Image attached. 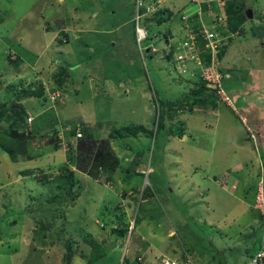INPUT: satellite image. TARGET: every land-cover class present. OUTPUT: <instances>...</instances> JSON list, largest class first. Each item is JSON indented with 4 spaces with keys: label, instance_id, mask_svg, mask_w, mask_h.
I'll list each match as a JSON object with an SVG mask.
<instances>
[{
    "label": "rangeland",
    "instance_id": "rangeland-1",
    "mask_svg": "<svg viewBox=\"0 0 264 264\" xmlns=\"http://www.w3.org/2000/svg\"><path fill=\"white\" fill-rule=\"evenodd\" d=\"M188 1L169 0L166 6L182 14L181 10L184 6L189 8ZM71 2H75L72 5L73 8L68 5ZM106 2L111 3L107 6ZM43 4L54 7L55 11L62 8L58 13H62L67 18L80 11L82 17H87L89 23L87 25L94 32H82L80 35L82 39L76 40L74 32L71 31L68 42H59L53 38L50 40L49 38L53 34L52 30L44 32L42 25L36 28L35 33L29 29L25 34L23 31L27 30L28 26H33L32 19L39 24L44 19L45 21L50 19L44 16L36 17ZM243 4L245 12L246 9H251L253 18L247 19L246 34L243 36L234 34L224 39L228 42V49L221 62L222 69L226 73L222 84L226 94L229 95L231 101L229 103H232L238 109L237 111L241 112L240 115L238 113L234 115L231 108L222 103L220 99H216L210 89L196 92L200 88V83L192 81L185 84L183 81L171 80V77L177 75L172 70L171 64L164 58V52L166 53L167 49L172 48L168 44L166 46L164 34L165 32L167 34V28L172 22L174 25L172 32L177 37H181L180 17L178 21L175 18H169L157 25L152 21L148 22L152 24L150 32L157 35L152 37V44L156 39L159 42V51L151 58L145 54L142 59L133 31L134 0H69L66 2L65 0H61V2L58 0H0V104L4 101L15 100L19 94L15 86L23 89L27 88L30 83L37 85L40 79L50 80L52 75L60 71L59 67L61 66L72 77L66 81L64 90L61 89L66 96L64 105H55L53 109L49 108L50 102L46 101V93L43 96L20 97L22 104L32 110H36L38 106L46 108L44 115L51 117L58 116L60 110L61 114L64 111L78 114L82 108L85 113V120L82 121L91 127L94 135H99L103 131V133L107 132V137L97 136L87 143L78 144V151L86 150L85 157L88 158L79 157L83 158L81 162L89 161L92 164L105 162L104 154H106L109 156L106 159H111L106 162L108 168H113L115 160L118 158L121 159L122 169L123 167L125 170L141 168L142 172L144 170L148 172L141 177V174L133 171L135 174L131 173L132 175L129 176L130 183L127 187H131L133 190L129 204L121 202L119 192L124 188L119 186L117 178L120 176L118 175L115 176V183L118 187H115L113 192H110V189L104 184L94 182L95 186L93 187L89 183L86 184V181L80 180L82 184H79L82 185V189H85V195L79 205H87L85 214L81 210H75L73 213L69 211L67 214L72 215L65 221L61 206L66 205L51 202V207L54 209L49 212H44L47 208L44 209L40 213L41 215L36 217V224L25 222L21 226L22 230L25 225L36 226L38 233L36 231L35 234L34 228L31 227L32 234L29 232L26 233L27 236H22L13 221H19L24 217L28 218L29 214L25 209H29L31 204L35 206L37 204L43 208L49 207L51 203H47L46 200L56 194L53 185L48 183L41 185L38 182L44 181L45 177H52L60 173L59 169L51 167L52 163L59 162V156L53 152L48 153L49 155L46 154L48 156L43 153L44 151L38 153L34 157L37 160L31 163L35 167L28 169L29 173L24 179L21 177L24 173L10 172L9 180L11 181L8 182L7 172L3 169L0 170V264H62V252L70 242H74L72 247H75V240L82 244H78V249L72 253L75 256L78 255L83 249V245L87 247L83 255L89 257L90 254L86 253H89L92 246L81 239V234L85 233L83 230L85 227L95 232L97 242L109 244L111 247L116 246V243L119 244L118 247L121 248V251H117L116 264H122L131 240L134 238L139 240L143 235L145 238L143 246L138 248L141 245L140 240L139 245L135 248H138L141 264H157L158 259H152L153 256L158 257L157 252L149 254L144 246L149 242L158 245L160 241L157 238L153 239L147 232V228L159 230L161 234H164L167 231L166 225L176 230L175 240L178 238L177 241H181V243L195 246L194 251L197 254L191 253L192 250L188 251V254L196 264H244L245 261H250L251 256L248 257L247 253L252 254L253 251L259 249L260 241L261 221L256 210L240 203V199L237 198L241 192L240 186L233 189L231 184L222 180L221 174L217 173L214 176L215 181L218 179L220 185H225L223 188L218 187L216 182L210 178L215 174L205 173L217 170V167L213 165L215 163L224 165L229 159H234V156L231 157L232 149L230 147H234L239 142L250 140L253 150L259 148L260 151L257 150V152L262 164L255 167L256 175L252 170L248 184L254 186L253 189L263 188L264 194V0H245ZM34 8L35 12L31 11ZM187 8L183 10L185 13H188ZM193 9L191 8V10ZM214 9L213 11L217 10L215 7ZM58 13L55 14V17L60 15ZM123 21L126 22L122 25ZM210 22L211 20H208L206 24ZM73 25H77L76 22L71 26ZM109 27L114 29L113 34L105 32L110 29ZM29 37H31L30 42L28 41L29 44L35 45L36 49L30 47L31 50L27 51L23 47V42ZM111 37L114 38V41H120L116 44L114 53L112 52L114 48L112 40H110ZM59 38L65 41L62 34ZM97 42L100 43L98 47L95 45ZM149 42L151 41L146 40L142 44L146 45ZM93 48H97L99 52L93 51ZM17 52L20 56L18 59L15 58ZM13 55L14 58L11 59L9 56ZM187 64L190 69H193L191 62H187ZM235 69H239V71L235 73ZM101 71L104 72L101 76L107 78L106 81L101 79L96 86V94H100L102 98V103H99L95 101L98 100V97L92 98L93 91L89 84L90 78L96 73L100 75ZM193 74L190 72L183 76L195 77L196 75ZM94 78L96 83L100 79L95 76ZM20 81H23L21 86ZM119 82H125L126 86L122 87ZM144 83L146 87L143 85ZM148 83H153L157 90L162 91V94L154 96ZM186 85L187 88L184 87ZM142 86L146 90L145 94L148 99L143 96ZM127 87L129 92L126 95L124 91ZM194 92L197 93L196 97L201 99V103L206 102L208 107L195 106L192 109L188 107L187 102L191 101V95ZM141 96L143 97L138 99ZM162 96L167 98L164 106L177 112L173 115L170 123L173 134L170 133L166 139L164 134L160 133L161 131L154 136L156 134L155 124L158 122L157 113L158 111L162 112L163 106L153 104L152 99L157 98L160 101ZM79 102H82L80 106L77 104ZM61 106L64 107L61 108ZM98 110L101 111L98 112ZM104 111L107 115L106 119L101 114ZM93 113L98 117H92ZM242 115L245 117L244 120H242ZM225 118L227 124H223ZM67 119L64 123L71 127L78 120L76 116ZM180 120L184 121V125L179 137L175 135V131H180L181 126L176 127L174 123L178 124ZM39 122L41 124L43 119L41 118ZM138 123L143 124L146 129H150L153 136L141 133L117 136V138L108 136L111 129L130 127L132 124ZM55 125L59 129L60 124L56 123ZM234 127H241L243 130H236ZM237 133L242 134L237 137ZM250 135L253 136L252 139H249ZM233 137L234 139L231 141ZM70 140L73 141V139ZM44 143L46 140L40 141L38 145H44ZM33 145L35 146V144ZM100 151H102L100 153L102 156L97 155ZM210 151L215 152L209 154ZM254 153L256 154V152ZM227 154L229 155L227 156ZM78 156L80 155L78 154ZM125 156H128L129 162L124 160ZM5 158L6 154L0 148V161L7 167L21 168L24 165L23 162L21 164L18 161L10 162ZM124 164L129 165L125 167ZM127 173L130 172H122V178ZM204 173L207 174L206 177L203 175ZM223 174H225L224 177L228 175V173ZM41 176L42 179L38 181ZM198 176L201 179L204 178L205 181ZM191 183L194 184L192 188H190ZM75 184L78 185L76 181ZM197 184L203 190L199 186L197 187ZM144 185L151 187L153 196L148 201L140 203L139 192ZM207 188L214 196L210 201H213L216 206L213 214L215 221H210L213 215L208 212L206 203L201 200V196L196 202L199 203L194 214L189 209L193 197L199 195V191H206ZM252 196H255L253 191L247 194L243 191L240 197L247 201L251 200ZM119 203L125 205V213L118 206ZM120 209L122 218L118 220ZM151 209L154 212L152 216L143 215L141 212V210L150 212ZM15 210L23 213H14ZM94 219H97L108 229L105 232H100L101 228L94 222ZM111 220L124 222L134 229L130 228L125 236L118 239L117 233L113 231L116 227L110 228ZM204 220L213 225H208ZM146 223L149 224L148 227ZM122 226L126 227L125 224ZM170 231L167 238L174 233V231ZM19 234V239L11 243L13 240L11 237H18ZM170 242L168 239L169 246L167 248L177 251L179 255L178 249ZM105 248L107 253L110 247L106 246ZM188 248L186 247L185 250ZM217 250L222 251L218 253ZM200 251L203 253H201L202 255H205L204 257ZM132 262L135 264L134 260Z\"/></svg>",
    "mask_w": 264,
    "mask_h": 264
},
{
    "label": "crops",
    "instance_id": "crops-1",
    "mask_svg": "<svg viewBox=\"0 0 264 264\" xmlns=\"http://www.w3.org/2000/svg\"><path fill=\"white\" fill-rule=\"evenodd\" d=\"M66 1H69V0H65V2ZM243 1L245 2V0H243ZM58 2H61V0H58ZM73 3H75V2H71V4H68V5H70L72 7V5H74ZM110 3L111 2H109V3L106 2V5L108 6ZM11 7H13V6H11ZM79 8H82V7L79 6ZM249 8H251V7H249ZM61 9L58 10V11L57 10L55 11L54 7L46 6V5L43 4L42 6H40V12L37 13L38 15L36 17H38V18L40 17L41 18L42 16H44V17L50 18V19L48 21H45V19H44L41 24H39L38 22L35 23V20L32 19L33 26H31V27L28 26L27 30H24L23 32L26 34V32H28L29 29H32V31L35 33L36 28L39 27L40 25H42V30L44 32L52 30L53 34L50 36L49 39L52 40V38H53V39H56L59 42H68L69 41V32H71V31L74 32V34L76 36L75 37L76 40L82 39V37L80 36L82 32H86V31L94 32V30L89 29V26L87 25V24H89L87 22V17L86 16L82 17L81 14H80V11L78 13H75V14L73 13L70 18H67L62 13L61 14L58 13V12L61 11ZM31 11L35 12V8L32 9ZM72 12H73V9H72ZM56 13H58L60 15L55 17ZM82 13H83V11H82ZM27 18H29V17H27ZM255 19H253V20H255ZM78 20H79V22H77ZM71 22H72V24L74 22H76L77 25L71 26L72 25ZM82 22H83L84 25L82 24ZM125 22L126 21H123L122 25ZM113 31H114V29L110 28L108 31H105V32H110L111 34H113ZM61 34L62 35L65 34V37L63 36L65 38V41H62L59 38ZM30 38L31 37H29L28 39L25 38L26 40H24V42H23V44H24L23 47L27 51H30L31 48L36 49L35 45H32V43L29 44V42L31 40ZM110 40H112V45H113V48H114V49H112L113 50L112 52L114 53V52H116V44L118 42H120V41H114L113 37H111ZM98 42L101 43V41H98ZM98 42L95 44L97 47H98V45L100 46V43L98 44ZM41 44H44V43H41ZM154 44L158 45L159 42H155ZM156 49H159L158 46L156 47ZM92 50L99 52V50H97V48H93ZM156 54H157V52L156 53H150V54H148V56L151 58L153 55H156ZM35 63H36V61H35ZM103 73L104 72L101 71L100 75H99V73L94 74L93 77L90 78V84H89L91 90L93 91L92 94H91L92 98L95 99L96 97H98V100H95V101H97L99 103H102V98H101L100 94H96V90H97L96 86H97V84L100 83L101 79H104L106 81L107 77L101 76ZM94 76L100 78V79H98L97 83L94 80L95 79ZM71 79H72V77H71ZM40 82L44 85V88H52L54 86L52 79H50V80H45V79L41 80L40 79ZM40 82H38V83H40ZM119 83L122 85V87L126 86L125 82H119ZM143 85L145 86V83ZM141 88H142V91H143L142 92L143 96L148 99L147 95L145 94L146 90L143 88V86ZM128 92H129V88L127 87V89H125V91H124V94L127 95ZM143 96L139 97L138 99H141ZM65 97L66 96H63L62 99H59L57 102H55V104L52 107L49 106V108L53 109L55 105L56 106L57 105H64ZM77 104H79V106H80L82 104V102H79ZM144 105H145V103H144ZM23 106H24V104H23ZM63 107L64 106H61V108H63ZM24 108L26 110V114H30V115L34 116V119L32 121L31 127H32V131H34L36 136H35L34 139H32V141H29V146H31L30 155L26 156V157H21L20 156L19 159L16 160L20 164L22 162L24 163V165H22L21 168L11 167V166L7 167L2 161H0V170L3 169V170H5V172H7L6 175H7V181L8 182L11 181V180H9V176L11 175L10 172L19 174L18 171H20V174H21V172L24 173L23 175H21V177H23V179H24V177L29 173L28 169H31V168L35 167L31 163H32V161L37 160V158H34V157L38 153H41V152L44 151L43 153H45V155H46V154H48L50 152H53V153H56L59 156V162L58 163H52L53 162L52 161L51 163L53 165L51 167L59 169L62 165H64V168H68V170L73 171V174L69 177V182H73L74 181V183H75V181H76L77 184H79V183H81L80 180H82V181H86L85 182L86 184L87 183L91 184L93 187L95 186L94 182H97L99 184H104L106 187H108L110 189V192H113L115 190V187H118V185L115 183V178H116L115 176L116 175L120 176V178H117L118 179V183H119V186L123 187L124 189L119 192V196L121 197V202L122 203L125 202L126 204H128V202L130 200V197L132 196L133 190H132L131 187H127V185L130 183V181L128 179L122 178V172L123 171L124 172L125 171L129 172V170H130L131 172H133V171L135 173H143L144 172V174H145V173H148L147 171L145 172V170H144L142 172L141 168L140 169L138 168L136 170L131 169V168H127L125 170L124 167H123V169H124L123 170L121 165H120L121 159H119L118 164H115V166L113 168H104L103 166H100V165L96 167L95 164H92L89 161L81 162V160L83 158H79V160H76L74 158L73 162H72V160L70 161V159L68 158V156L66 154V147L65 146L61 145L60 147L55 148V147H53V145L46 144V143H44V145H38L40 141L44 140V139L39 140L38 137L41 134H43L44 132H46V131L49 132L52 129H55L57 131V134H59L61 136V138L63 139L64 142L66 141V139H69V140L73 139V141H75L74 137H67L66 136L65 131L69 128V125H66L64 123V121L68 120L67 118H71V117L76 116V118L78 119L76 121V123L84 122L82 120H85V113H84V111H82V108H80V111H79L78 114H76V113L72 114L71 112H68V111H64V113L61 114V110H60L58 116L56 115L54 117L45 116L44 114L46 113V108H43V107H40V106H38V108L36 110H32V109H30L27 106L26 107L24 106ZM100 111L101 110H98V112H100ZM101 114H103L105 119L107 118V115H106L105 111H104V113L101 112ZM91 116L94 117V118L98 117L97 114H95V113H93V115H91ZM41 118L43 119V122L40 124L39 120ZM243 120H244V118H243ZM56 123L60 124L59 129H57V127L55 125ZM140 124L141 123L134 124V125H140ZM223 124H227L226 118L224 119ZM234 129L240 130L242 128L241 127H234ZM139 133L144 134L143 132H138L137 134H139ZM241 134L242 133H237L236 135H238L237 137H239ZM99 136H100V138H105V137H107V132L103 133V131H101V134H99ZM234 137L231 139V141L234 139ZM249 139H251V138H249ZM247 141L250 142V143H248ZM33 144H35V146ZM230 148L232 149L231 157L234 156V159H229L227 161V163H225L224 165H219V164L215 163L213 165H215L217 167V170H212L210 172L206 171L205 173H208V174H212L213 173V174H215V175H213V177H210L213 181H215L214 176H216L217 173H220L221 177L223 178L222 180H225L228 184H231L233 189L235 187L238 188L240 186L239 189L241 190V192L239 191L240 195H239V197H237V198L240 199V203H244V204L248 205V207L251 206L252 209H254L253 208V199H254L253 197L254 196L251 197L252 198L251 200L248 199L247 201H246V199H242L240 196H241V193L243 191L246 194L251 192V191H253V194L255 193V189H253L254 186H249V184H248L249 180L248 179L252 175V170L254 171L255 175L257 174V172L255 170V167L257 165H259V164H262L260 162L261 161L260 156L258 157V152H257L256 149L253 150L252 143H251L250 140H245L244 142L243 141L239 142L234 147H230ZM263 149H264V147H263ZM213 152H215V151H210L209 154H211ZM254 152H256V154ZM140 154H142V153H140ZM48 155H46V156H48ZM228 155L229 154H227V156ZM259 155H261V154H259ZM5 159L7 161H9L7 157ZM51 159L53 160V158H51ZM85 159H88V158H85ZM124 160L129 162L128 156H125ZM82 163H87V164H82ZM124 165H126V164H124ZM128 165L129 164H127L125 167H128ZM250 166H252V167H250ZM195 172H196V170L193 173L195 174ZM205 173L203 175L206 177L207 174H205ZM223 173H228V175H226V177H224L225 174H223ZM194 174H193V176H194ZM55 176H56V174L53 175L52 177L50 176V179L53 180V178H55ZM198 178H200V176H198ZM108 180H110V181H108ZM201 180L205 181L204 178H202ZM216 180L217 181H215V182L218 185V187H222L223 188L225 186V185H220L218 179H216ZM232 180H234V181H232ZM38 181H39V178H38ZM190 181H192L191 178H190ZM110 182H111V184H110ZM38 184L44 185L45 184V180L44 181L41 180L40 182H38ZM48 184L52 185V183H48ZM81 184H79L78 190L74 189V187H73V190H75L74 191L75 192V196L73 197L72 202L71 203H67L66 206H61V212H62V214L64 215V217L66 219L65 221L70 219V217L72 215V214H69V213L67 214V212H69V211H72V213H73L75 210H78V211L81 210L83 212V214H85V211L87 209V207H86L87 205H83V206L79 205L81 203L80 201L83 199V197L85 195V189L84 188L82 189V185ZM86 184H85V187H86ZM193 186H194V184L191 183L190 188H192ZM196 186L197 187L199 186V188H201V186L199 184H197ZM208 189L209 188H207V190L206 191L204 190L203 192L199 191L200 194L195 196V197H193L192 203H191L190 208H189L193 214H194L195 208L197 207V206H193V204L196 203L197 201H199V196H201L200 197L201 200H203L206 203V208H207L208 212L210 213V215L214 214V210H215L216 206L214 205L213 201L212 202L210 201L211 197L213 198L214 196H213V193H211V191L208 190ZM171 191H172V189H171ZM118 206L121 209H123L124 212H126L125 205H121V203H119ZM28 208L29 209H25L27 211L26 213L29 214L28 218L25 219V217H24L23 219H19V221L18 220H14L13 221L14 226L16 228H18V230L20 231L22 236L23 235L27 236L26 233H29L31 231V227L34 228L33 232H35V234H36V231H37V228H38L36 226L35 227L34 226H30L31 225L30 224L29 226L25 225L24 229L22 230L21 226L24 225L25 222H33L34 224H36V221H35L36 217L40 216L39 212H38V209H37V206L31 204V206H29ZM19 212L23 213V212L17 211V210H15L14 213H19ZM94 220H95L94 222L97 223L99 225V227L101 228L100 232H102V231L105 232V230L108 229V228H106V226L104 224L100 223L97 219H94ZM210 221H215L214 215L212 216ZM119 222L120 221L111 220L110 228L111 227H119V225L122 226V224H120ZM205 222H207V221H205ZM207 223H208V225H213L210 222H207ZM199 224L201 225V222ZM146 225H147V227L149 226L148 223H146ZM161 226H162V224L160 223V227ZM166 226H167V231L164 234H161L159 232V230H154V229H151V228H149V229L147 228V232L150 233V236L153 239L157 238L160 241V243L158 245L155 244V243L153 244V243L149 242V243H147L144 246V248L147 249L149 254L157 252V254L162 253V254H167V255H170V256L178 255L177 251L175 252V251H172V250L167 248V246H169L168 245V239L172 236L171 235V236H169V238H167V234L171 230V231H174V235H175L176 234V230H173V228H170L171 226H169V225H166ZM133 229H134V227H133ZM83 230H84L85 233H89L95 238L96 234H94L95 233L94 231H90L89 228H86V227ZM30 233L32 234V232H30ZM19 236H20V234L18 235V237L17 236L11 237V239H13V240H11V243H13L15 240H18ZM141 236L142 237H140L139 240H138V238H134L133 240H131L130 246L126 249V252H125L126 256L124 258L127 260L128 264L129 263L132 264L133 263L132 259H134L136 256L139 255L137 249L141 248L143 246L144 241H145V238L143 237V235H141ZM122 237L123 236H121V237L119 236L118 239L122 238ZM45 240H46V238H45ZM140 240H141V245L137 249H135L139 245V241ZM177 240H179V239L177 238ZM117 242H118V240H117ZM179 242H180L181 245L183 244L184 248L192 246V244L184 245V243H181V241H179ZM78 243H80V242H78ZM78 243H76V244H78ZM76 244H75V247H76ZM41 245H42V243H41ZM118 245L119 244L116 243V246L112 245L113 247H111L109 244H106V246L110 247L109 250L107 251L106 255L103 256V257H100L98 259H95L94 262L93 261L89 262L88 259L85 258V257H82V255H76L72 259L71 264H116V261H117V259H116L117 256L116 255L118 254L117 251H121V248L118 247ZM175 247L177 248V246H175ZM115 248H117V249L115 250ZM183 250H185V249H183ZM217 251H218V253H221L222 250H217ZM128 252H129V255H127ZM252 254H249V252L247 253L248 257L251 256ZM127 256H129V257H127ZM124 264H126V263H124Z\"/></svg>",
    "mask_w": 264,
    "mask_h": 264
},
{
    "label": "trees",
    "instance_id": "trees-1",
    "mask_svg": "<svg viewBox=\"0 0 264 264\" xmlns=\"http://www.w3.org/2000/svg\"><path fill=\"white\" fill-rule=\"evenodd\" d=\"M244 1L243 0H239L238 2L235 0H226V5L223 8V14H224V20L226 23V29L223 32H220V45L218 47V52H217V60L220 62L219 64V71L223 75L222 80H224V77L226 75V73L224 72V69H222L221 65L223 57L225 56L227 49H228V42L224 41L225 38H228L233 36L234 34L243 36L244 34L247 33V25H248V20L247 19H252V18H248V15L245 12V6H244ZM213 15L215 16V19H213ZM211 15L210 11L207 10L205 4L202 5V12L201 14H194L192 17H190V23L191 25H193L194 27H196V24H199L200 22L206 23V21L211 20L210 23L216 21V15L213 14ZM173 16V12L170 11L168 8L165 9H160L158 12H156L155 14H153L149 19L151 21H153L156 25L157 24H161L164 21L168 20L169 18L171 19ZM174 19V17L172 18ZM247 22V23H246ZM147 24V22H145ZM133 24L134 21H133ZM152 25V24H151ZM149 25V28L150 26ZM134 31V30H133ZM62 36L65 37V34H63ZM135 37V36H134ZM229 41H232L231 39H229ZM203 43L204 41H198L197 45L203 47ZM170 49V48H169ZM174 50L175 47L172 46V48L170 50L167 49L168 52H164V58L166 59V61L168 63L171 64L172 66V70L176 73L177 76L171 77V80H175V81H183L185 84L186 83H191L192 81L198 82L200 83V88L198 89V91L196 92H204L205 90H209L212 91L215 95L216 99H220L216 93V91L214 89H211L207 86V83L205 82V80L202 79L201 76V68L202 66L206 65L209 63L210 61V50L206 49L205 51L200 53V58L201 61L203 62L201 67L199 65H197L195 62L192 61H188L191 62L193 65V69H190V67L188 66L187 62H186V71L185 72H180V70L177 69L176 67V60L174 58ZM163 52V51H162ZM161 53V52H160ZM17 60V59H16ZM15 60V61H16ZM19 68V66H18ZM17 68V71L19 70ZM243 68V67H242ZM60 71L57 74L52 75V81L54 86L63 89L66 81L71 77L70 74L61 66L59 67ZM237 71H239V69H235V73H237ZM170 72V70L168 71V73ZM194 73L193 75L195 77H184L183 75L188 74V73ZM19 74V73H18ZM246 79V78H245ZM246 81V80H245ZM222 82V81H221ZM23 81H20L19 84L20 86L22 85ZM245 83V82H243ZM1 85V84H0ZM148 87L150 88V90L152 91L153 95L156 96L157 94H162L161 90H157L156 87L154 86L153 83H148ZM184 87H188L187 85ZM223 87V84H222ZM15 88L18 91V96L15 97V100H10V102H1L0 104V148L1 150L4 151V153L6 154V157L8 158V160L10 162H15L17 159H19V157H26L30 155V151H31V146H29V141H32V139L35 138V133L34 131H32V127L30 128V130H24L25 129V120H26V110L20 100V97H29V96H43V94L45 93V88L44 85L42 83H38L37 85L35 84H28L27 88H23L21 89V87L17 88L15 86ZM148 88V89H149ZM224 89V87H223ZM225 90V89H224ZM196 92H194L193 95H191V101L187 102L188 103V107L190 109H192L193 107H200V106H204V107H208V105L206 104V102L201 103V99L196 97ZM226 92V91H225ZM64 96V91H62L61 97L59 99H62ZM228 98L229 95L227 94ZM19 98V99H18ZM58 99V100H59ZM7 101V100H6ZM167 98L162 96V98L160 99V101L156 99H152V103L153 104H157L163 106V110L160 113V111H158L157 113V118H158V122L157 124H155L156 126V134H158L159 131H161L160 133L164 134V138L166 139L167 136L171 133L173 134V128L171 127V122L173 119V115H175L177 112H174V110H170L168 108H166L164 106V104L166 103ZM220 101L224 104H226L227 106H229L231 108V110L233 111L234 115H237L236 113H238L240 115L241 112H238L235 108V106L231 104L226 103L225 101H222L220 99ZM230 101V98H229ZM231 102V101H230ZM213 105V104H212ZM242 120L244 117V115H242ZM81 123V125H80ZM80 123H75L73 127L69 126V128L65 131V134L67 137H74L75 141H70L69 139H66V141L64 142L63 139L61 138V136L59 134H57V131L55 129L50 130L49 132L46 131L43 134H41L38 138L39 140H46V144H51L53 145V147L57 148L60 147L61 145L66 147V154L68 156V158L70 159V161L75 158L76 160H79V157H85V153L86 150H82V151H78L77 146L78 144H81L82 142L87 143L90 140L95 139L97 136L99 135H94V133L91 130V127L88 124H85L84 122H80ZM177 126H181V130L180 131H175V135L176 136H181L182 134V127L184 125V121L180 120L179 123H174ZM101 125V124H98ZM77 126L80 127V129L82 130V136L81 137H77L76 136V129ZM138 132H143L145 135L147 136H153V132H150V129H146L143 125H134L132 124L130 127L128 126H123L121 128H116V129H111V131L108 132V136L112 137V138H117V136H124V135H136ZM75 142V143H74ZM254 142V141H253ZM64 143V144H63ZM258 152L260 151L259 148L257 147ZM102 151L98 152L97 155L98 156H102L100 153ZM78 154L80 155L78 157ZM105 158L104 161H101V163L98 162V164H95L96 167L97 166H103L104 168H108L106 165V162H109L108 160L111 159H106V154H104ZM118 159V158H117ZM115 160L116 163L118 164V160ZM112 167V165H111ZM59 174L55 176V178H53V180L50 179V177H45V183H52L53 188L55 190L56 194H53V196L49 199L46 200L47 203H53V202H58L64 205H67V203H71L73 200V197L75 196V190H78L79 184L76 185L73 182H69V177L73 174V171L68 170V168H64V165H62L59 168ZM130 173H127L124 178L128 179L129 176H131L133 172H131L129 170ZM124 173V171H123ZM135 174V173H133ZM141 174V177H143L144 173H139ZM38 178V177H37ZM42 179V176L39 177V180ZM173 191V190H172ZM140 203L142 202H146L149 199H151V197L153 196V191L151 190V187L148 185H144V187L142 188V190H140ZM77 195V194H76ZM131 198V197H130ZM131 199L129 200L128 204L130 203ZM52 203L49 205V207H40L39 205L36 204L39 215H41L40 213L42 211H44V209H46L44 212H49V210H53L54 208L51 207ZM138 205L139 210L141 209V205ZM199 203V202H198ZM198 203H194L193 206H197ZM121 210V209H120ZM178 210V209H177ZM152 211V212H151ZM122 213V210L120 211ZM118 215V220H121L122 216ZM141 212L143 213V215H149L152 216L153 215V209L149 211H144L141 210ZM125 213V212H124ZM257 213V211H256ZM41 221V220H40ZM43 224V223H42ZM120 224H125L126 227L124 228L123 226L116 227L114 228V232L117 233V236L121 237V236H125L128 226L126 223L121 222ZM64 230V227H63ZM261 230V227H260ZM37 233H38V228H37ZM173 236V237H172ZM169 238V242L170 240H172L171 242L173 243V245L177 246V249L179 251V255L177 256L178 259L184 260L185 259V254H187V251H194L195 246H190L187 250L185 251H180L185 249L183 244L181 245L179 241L177 240H173L174 238V234ZM81 239L85 240V243H89L92 248L90 249L89 253H86L87 255L90 254L89 257L83 255V252L85 250H87V247L83 246V249H81V252L78 253V255H82V257H85L88 259V261H94L95 259H98L100 257H103L106 255V245L102 242H97L95 240V238L89 234V233H83L81 234ZM260 239V238H259ZM170 242V243H171ZM74 242H70L65 250L62 252V264H71L72 259L75 257V254L72 253L73 251L75 252L78 249V244H82V243H78L76 245V247H72V244ZM75 243H77V241L75 240ZM187 245V244H184ZM63 249V248H62ZM191 253H196L197 252H192ZM203 251V250H202ZM204 252V251H203ZM202 252L200 251V254ZM77 254V253H76ZM203 254V253H202ZM201 254V255H202ZM205 255H202V257ZM214 258V256H213ZM127 263V260L124 258L122 260V264ZM136 264V263H135Z\"/></svg>",
    "mask_w": 264,
    "mask_h": 264
},
{
    "label": "built area",
    "instance_id": "built-area-1",
    "mask_svg": "<svg viewBox=\"0 0 264 264\" xmlns=\"http://www.w3.org/2000/svg\"><path fill=\"white\" fill-rule=\"evenodd\" d=\"M168 0H134V23H135V36L137 41V47L140 53L143 51V47L140 45V41L145 38L146 30L141 26V17L143 13H149L156 10L162 3ZM205 4L208 11L213 15L214 7L219 10L216 15V21L211 24H206L200 22L196 24V27L191 25L190 17L195 13L201 14L202 5ZM226 5V0H189L188 6L183 7L182 14L179 15L180 29L185 33V37L175 46L174 58L176 60V67L180 72L186 71V62L192 61L201 67L202 61L200 58V53L206 49L210 50V61L208 64L202 66L201 76L205 80L207 86L214 89L218 97L229 103V98L222 87L223 75L219 71L220 62L217 60L218 47L220 45V32L224 28V18L223 13L220 12ZM187 8L188 13L183 10ZM191 8H194L191 10ZM198 41H204L203 47L197 45ZM62 91L59 88H53L47 91V99L51 104L58 101L61 97ZM33 120V116L27 114L25 121V129L30 130V126ZM250 131V130H249ZM76 136L81 137L82 132L79 126L76 129ZM252 138L253 136L250 135ZM254 207L259 211L262 220L261 230H260V241L259 249L254 253L250 261L246 264H264V197L261 188H258L255 195ZM140 260V258H139ZM158 264H196L192 261L189 254H185V259L181 260L178 258L168 257L166 255H160ZM202 264V263H200Z\"/></svg>",
    "mask_w": 264,
    "mask_h": 264
},
{
    "label": "clouds",
    "instance_id": "clouds-1",
    "mask_svg": "<svg viewBox=\"0 0 264 264\" xmlns=\"http://www.w3.org/2000/svg\"><path fill=\"white\" fill-rule=\"evenodd\" d=\"M169 1V0H168ZM168 1H165L164 3H162L156 10H154V11H151V12H149V13H143V15H142V17H141V26L146 30V36H145V38H143L141 41H140V45L143 47V51H142V53H140V51L138 50V52H139V55L141 56V58L143 59V57H144V55L146 54V55H148V54H150V53H156V52H158L159 51V49H156V47L158 46L157 44H154L155 42H158L156 39H155V42H153V44H152V40H153V38L152 37H156L157 35L156 34H152L151 32H150V28H149V25H151V24H149L148 22H150L151 20L149 19L153 14H155L156 12H158L160 9H165V8H168L170 11H172L173 12V16H172V18L174 17L175 19H177V21H178V18H179V15H180V13H179V11H174V10H171L169 7H167L166 6V3L168 2ZM213 10H215V9H213ZM247 10V9H246ZM219 12V10L217 9L216 11H213V13L216 15L217 13ZM220 12L221 13H223V9H221L220 10ZM223 18H224V14H223ZM213 19H215V16L213 15ZM133 21H134V16H133ZM225 21V20H224ZM145 22H147V24L145 23ZM153 22V21H152ZM179 23H180V21H179ZM170 27L169 28H167V34H166V32H165V34H164V38L166 39L165 40V43H166V46H167V44H168V46H176L184 37H185V33H184V31L182 30V29H180V24H179V29L182 31V35H181V37H177V35L175 34V33H173L172 32V29H173V23L172 22H170ZM211 24V23H210ZM226 23H224V28H222V31L221 32H223V31H225V29H226ZM136 34H135V24H134V36H135ZM157 38H159V37H157ZM160 39V38H159ZM146 40H148V41H151V42H149V43H147L146 45H143L142 44V42H144V41H146ZM135 41H136V36H135ZM136 44H137V41H136ZM137 49H138V47H137ZM11 55V54H10ZM17 57H15V58H19L20 56L18 55V52H17ZM11 59L12 58H14V55L13 56H9ZM10 61H15V60H10ZM53 88H58V87H56V86H53L52 88H45V93H46V97H47V91L48 90H52ZM60 90H61V88H59ZM62 91V90H61ZM46 101H49L48 99L46 100ZM57 102V101H56ZM55 103H53V104H51L50 103V106L52 107L53 105H54ZM26 116H27V114H26ZM33 119H34V116H33ZM26 121V120H25ZM33 121V120H32ZM32 124V123H31ZM30 128H31V126H30ZM251 137V136H250ZM251 139H252V137H251ZM258 188H261V187H258ZM258 188L257 189H255V195H256V193H257V190H258ZM262 189V192H263V188H261ZM263 197H264V194H263ZM255 200V196H254V199H253V208L257 211V214H258V216H259V220L261 221V225H262V220H261V217H260V213H259V211L254 207V201ZM130 228H132L133 229V227L130 225L129 227H128V229H127V231L130 229ZM128 234V233H127ZM174 234V233H173ZM172 234V235H173ZM183 251H185V250H183ZM255 252V251H254ZM253 252V253H254ZM189 252L187 251V254H188ZM158 255V257H155V256H153V258L152 259H154L155 260V258L156 259H158L159 260V256L160 255H166V256H168V257H173V258H177V256H170V255H167V254H162V253H159V254H157ZM140 255H138V256H136L134 259H132V261L134 260L135 261V263L136 264H141V261L139 260V258L141 259V257H139ZM252 256H253V254L251 255V257H250V259L252 258ZM204 257V256H203ZM157 262V261H156ZM159 262V261H158ZM158 262H157V264H158ZM204 262V261H203ZM246 263H248L247 261L244 263V264H246Z\"/></svg>",
    "mask_w": 264,
    "mask_h": 264
},
{
    "label": "water",
    "instance_id": "water-1",
    "mask_svg": "<svg viewBox=\"0 0 264 264\" xmlns=\"http://www.w3.org/2000/svg\"><path fill=\"white\" fill-rule=\"evenodd\" d=\"M246 14L248 15V18H252V11L251 9L246 10Z\"/></svg>",
    "mask_w": 264,
    "mask_h": 264
}]
</instances>
